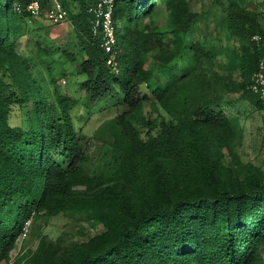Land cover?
I'll return each instance as SVG.
<instances>
[{
  "label": "trees",
  "instance_id": "obj_1",
  "mask_svg": "<svg viewBox=\"0 0 264 264\" xmlns=\"http://www.w3.org/2000/svg\"><path fill=\"white\" fill-rule=\"evenodd\" d=\"M32 1L0 0V264H19L12 250L28 221L68 211L101 228L69 245L43 235L23 264H264V170L226 159L237 157L243 127L225 109L233 94L264 108L247 87L262 55L253 38L264 36L262 12L228 0L239 44L222 72L190 0H160L170 11L163 27L159 0H117L111 52L93 31L95 0H60L85 56L78 112L114 109L86 139L59 89L66 71L54 47L40 45L36 57L17 48L47 18L51 0H39V15ZM146 102L167 117L141 115ZM91 139L110 155L99 168Z\"/></svg>",
  "mask_w": 264,
  "mask_h": 264
},
{
  "label": "rangeland",
  "instance_id": "obj_2",
  "mask_svg": "<svg viewBox=\"0 0 264 264\" xmlns=\"http://www.w3.org/2000/svg\"><path fill=\"white\" fill-rule=\"evenodd\" d=\"M249 1L251 8H256L262 12L261 21L264 24V4L262 0ZM194 10L199 11V27L203 28V22L208 21V44L214 48L218 54L221 71H226V65L230 61L231 51L237 49L239 40L234 37L227 27L225 7L229 4L228 0H190ZM76 9H74L75 11ZM155 23L163 27L168 20L169 9L163 1H158L156 5ZM150 19L147 18L146 22ZM31 29L27 35L20 39L17 48L26 56L36 57L39 55V46L49 45L54 47L55 56L64 61V71L58 82L62 93L69 95L75 101V119L78 127L86 129V139L98 125L109 117L113 110L104 112H90L86 109L83 113L78 112L79 102L85 94L82 88L86 75L82 71V62L85 59L83 50L80 48V39L77 31L72 24L70 16L60 23H52L45 16H38L36 21L30 24ZM75 54L74 59L70 60L67 54L62 51ZM66 52V53H67ZM62 53V54H61ZM59 65V63L57 64ZM149 65V63H148ZM236 75L238 71L234 72ZM79 101V102H78ZM229 113L237 116L243 127V137L236 144L237 157L226 156L228 161L236 164L251 162L259 165L264 170V108H258L249 100L240 99L233 94L229 96L228 105L225 108ZM141 115L146 118L164 115L166 112L159 105L153 106L146 102L141 110ZM19 118L17 117V120ZM141 129V125H139ZM90 141V164L99 168L110 159L107 154V146L100 141L91 139ZM28 227L17 239L16 247L12 250L11 262L19 261V264L29 257L38 246L40 238L47 235L49 239L60 241L64 244H71L75 241L85 240L101 228V224L95 225L92 220L86 219L83 214L75 212H62L52 217L30 220ZM17 264V263H14Z\"/></svg>",
  "mask_w": 264,
  "mask_h": 264
},
{
  "label": "built area",
  "instance_id": "obj_3",
  "mask_svg": "<svg viewBox=\"0 0 264 264\" xmlns=\"http://www.w3.org/2000/svg\"><path fill=\"white\" fill-rule=\"evenodd\" d=\"M117 0H95L88 8L92 16L94 33L101 35V46L107 52L113 50L116 43V24L114 23V8ZM27 9L35 15L41 14L39 0L32 1ZM45 15L52 23H60L67 18V10L60 0H51L50 6L46 9ZM253 38L262 47V55L258 69L252 75L248 88L258 94L264 101V36L255 34ZM111 62V58L109 60ZM27 227L25 228V230Z\"/></svg>",
  "mask_w": 264,
  "mask_h": 264
}]
</instances>
